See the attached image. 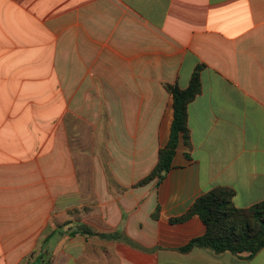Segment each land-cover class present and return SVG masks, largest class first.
Here are the masks:
<instances>
[{
    "label": "crops",
    "instance_id": "0c3cea01",
    "mask_svg": "<svg viewBox=\"0 0 264 264\" xmlns=\"http://www.w3.org/2000/svg\"><path fill=\"white\" fill-rule=\"evenodd\" d=\"M197 65L186 141L139 184ZM214 187L264 200V0H0V264H264L181 251Z\"/></svg>",
    "mask_w": 264,
    "mask_h": 264
},
{
    "label": "trees",
    "instance_id": "16d2710c",
    "mask_svg": "<svg viewBox=\"0 0 264 264\" xmlns=\"http://www.w3.org/2000/svg\"><path fill=\"white\" fill-rule=\"evenodd\" d=\"M200 69L197 65L186 88L166 84L165 89L172 96L173 118L166 145L159 149L155 166L147 176L139 181L144 184L154 178L160 181L169 169L172 157L180 139L186 141L187 105L200 92ZM233 190L214 187L200 194L187 211L173 221H182L197 215L205 225V232L192 238L181 251L192 247L207 248L215 253L254 255L264 247V200L248 207H236L232 203ZM78 232H83L79 230Z\"/></svg>",
    "mask_w": 264,
    "mask_h": 264
}]
</instances>
